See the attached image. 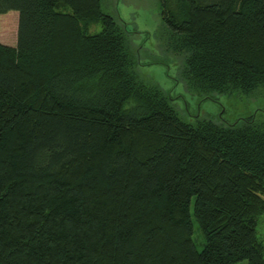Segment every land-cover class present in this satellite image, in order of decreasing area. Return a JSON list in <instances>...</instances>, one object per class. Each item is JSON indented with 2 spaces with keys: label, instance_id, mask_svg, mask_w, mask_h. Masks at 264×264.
Masks as SVG:
<instances>
[{
  "label": "trees",
  "instance_id": "16d2710c",
  "mask_svg": "<svg viewBox=\"0 0 264 264\" xmlns=\"http://www.w3.org/2000/svg\"><path fill=\"white\" fill-rule=\"evenodd\" d=\"M160 3L188 92H264V0ZM101 5L0 0V264H264V118L184 119Z\"/></svg>",
  "mask_w": 264,
  "mask_h": 264
},
{
  "label": "rangeland",
  "instance_id": "374dc122",
  "mask_svg": "<svg viewBox=\"0 0 264 264\" xmlns=\"http://www.w3.org/2000/svg\"><path fill=\"white\" fill-rule=\"evenodd\" d=\"M101 7L116 22L126 24L129 32L128 45L132 52L138 54V73L144 80L158 85L172 99V104L184 119L189 122L210 119L216 123L232 124L250 116L264 118V92L251 96L233 93L205 97L192 94L184 88L178 81L179 61L176 57L167 55L158 37L163 24L160 0H102ZM17 24V12L0 16L1 44L16 45ZM99 30V24H93L89 28L90 33ZM192 222V240L197 251H201L204 240L193 218ZM257 236L264 245V215L258 219Z\"/></svg>",
  "mask_w": 264,
  "mask_h": 264
}]
</instances>
